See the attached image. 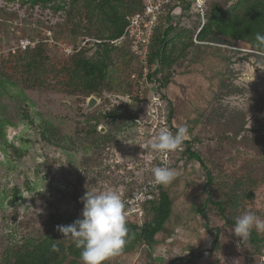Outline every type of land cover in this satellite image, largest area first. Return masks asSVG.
<instances>
[{
	"label": "rangeland",
	"instance_id": "obj_1",
	"mask_svg": "<svg viewBox=\"0 0 264 264\" xmlns=\"http://www.w3.org/2000/svg\"><path fill=\"white\" fill-rule=\"evenodd\" d=\"M65 1V9L54 12L22 0H0V264L24 250L27 239L58 233L54 218L62 216L65 226L81 219L86 190H113L122 197L134 176L148 179L157 167L149 141L170 104L150 95L140 98L139 62L126 49L111 52L107 79L94 93L76 78L72 55L63 45L79 47L83 36L107 38L114 28L103 0ZM222 1L182 2L175 12L179 25L170 34L168 56L175 62L168 66L164 95L180 112V125L192 135L190 148L206 168L185 158L186 172L178 164L182 186H174V194L169 189L175 213L187 209V221L168 222L164 244L153 248L130 233L123 252L104 264H264V248L256 249L249 238L242 242L231 231L244 212L264 220V52L242 41L195 49V36L189 46L211 6ZM113 3L120 16L128 13L127 0ZM160 24L164 29L168 21ZM91 96L98 104L87 110ZM207 171L210 195L225 210L210 206L209 225L220 228L216 246L211 244L215 231L206 232L196 211L208 196L195 192L206 183ZM17 188L22 198L13 207ZM253 231L264 244V231ZM193 234L199 242L191 255L175 241L189 246ZM183 256L184 262L176 260Z\"/></svg>",
	"mask_w": 264,
	"mask_h": 264
},
{
	"label": "trees",
	"instance_id": "obj_2",
	"mask_svg": "<svg viewBox=\"0 0 264 264\" xmlns=\"http://www.w3.org/2000/svg\"><path fill=\"white\" fill-rule=\"evenodd\" d=\"M103 1V5L111 11L110 20L112 18L114 28L113 31L107 38H91L97 39L100 42L91 40V43L87 47H84L82 50L71 56L73 73H75L74 76L76 78L83 79L84 84H87V86L90 87V91L92 93H94L96 89H98V86L104 83L107 79L108 70L112 62L111 52L114 48H119L121 50L126 49L129 51L127 43L117 45L116 40L123 35L129 22V18L141 8V2L139 0H127L129 11L126 15L120 16L118 12L119 7L113 3V0ZM231 2L233 3L230 4ZM22 3H29L31 6L40 5L43 8H49L54 12L64 10L66 6L65 0H22ZM121 5H124V0H121ZM179 5L180 4L175 5L173 8H176ZM100 8V10H102L103 7ZM185 8H189V5ZM172 18L173 17L168 14L162 19L164 21L167 20L168 24L164 29L161 24H159L156 29V35L152 45L151 59L152 61L159 62V69L155 72V76L161 83V88L163 89L169 86L167 84L169 81V77H167L169 72L167 70L168 66H171L173 62H175L170 61L168 56L169 44L172 41L170 34L175 31L176 27L179 25L177 24L175 26ZM183 32H185V30H182V33ZM258 33L264 35V0H223L221 3H215L211 6L210 10L206 14V20L200 26L199 31L197 33L192 32V39L190 40L189 46H194L193 36H195L196 40L199 42L196 47H194L195 49L202 46L217 49L222 47H218L213 43L232 45L234 42L242 41L248 43L252 47H255V50L264 52V48L258 47V41L256 40ZM85 38L89 37L83 36L81 39L83 40ZM92 48H95L94 55L90 58L85 56L92 50ZM183 55L184 54L182 53V56ZM225 60L228 62V57ZM28 66L31 65L28 64ZM166 98L169 100V97L166 96ZM172 102V100H169L171 107L168 112V121L171 124L173 134H175L178 126L180 125L181 117L180 112L177 111V109L175 110ZM191 140L192 135L189 134V137L184 141L181 147L182 150H177L173 155L172 160L174 162H172V168H176L180 162L184 161L185 158H188V160L199 162L201 166L206 169L200 155L195 151H192L190 148ZM156 163V166H160L158 162ZM206 175L207 181L204 184L203 191L207 192L208 196L203 200L202 204H199L196 211L205 221L206 232H211L212 230L215 231V237L211 244L212 246H216L219 242L220 228L215 227L212 229L209 225V215L211 213L210 206L214 208L217 207L221 213H225V210L223 202L215 201L212 195H210L209 186L212 182V177L208 171ZM137 176H139V174L131 179L133 185L121 197L124 204L126 199L132 195L138 186L136 179ZM150 178H152V176L148 179ZM142 180H145V178L143 179L142 177ZM21 198L22 195L17 188L10 200V205L13 207L17 206ZM174 209L175 203L173 197L164 186L160 185L157 189L155 198L144 205V214L140 220L136 217H126V221L128 222L127 227L129 230L126 238H128L130 233H135L137 238H139V240L149 248H153L155 244H164V242H162V240H164V231L169 220H171L173 216ZM64 222V218L62 216H58L53 219L52 223L56 226H65ZM232 225H234V223H232ZM181 238L183 239V236ZM249 241L258 250H261L264 247L262 242L263 239H258V234L253 230L249 236ZM198 242V239H193V241L188 243L190 247L189 253L191 255L194 254V249ZM175 244L185 247V245H183L180 241H175ZM53 245H55L59 251H53ZM24 246V250L19 251L13 260L7 259L3 264H68L67 261L70 256H72L73 259L69 261V264H77L76 259H80V250L73 245H67V243L63 240L62 233L59 231L56 234L53 233L46 236L44 239H27ZM212 250L210 251V256L213 254ZM185 258L187 257L183 256L182 258H177L176 260L184 262ZM214 259V261L218 262L216 258Z\"/></svg>",
	"mask_w": 264,
	"mask_h": 264
},
{
	"label": "clouds",
	"instance_id": "obj_3",
	"mask_svg": "<svg viewBox=\"0 0 264 264\" xmlns=\"http://www.w3.org/2000/svg\"><path fill=\"white\" fill-rule=\"evenodd\" d=\"M258 47L264 48V35L257 34ZM189 137L186 125H179L175 134L161 127L155 139L149 141V149L157 155L169 153L182 147ZM154 183L168 187L176 180L178 173L169 166H157L151 169ZM81 200L84 204L82 218L72 224L57 226L64 238L70 239L80 250L81 264H104V262L123 252L127 243L128 227L125 204L118 192L86 190ZM255 229L264 231V220L252 212H244L235 217L232 232L242 242L247 240ZM53 251L59 249L53 245Z\"/></svg>",
	"mask_w": 264,
	"mask_h": 264
},
{
	"label": "built area",
	"instance_id": "obj_4",
	"mask_svg": "<svg viewBox=\"0 0 264 264\" xmlns=\"http://www.w3.org/2000/svg\"><path fill=\"white\" fill-rule=\"evenodd\" d=\"M141 2L140 10L136 11L130 18L129 22L124 30L123 35L116 40L118 44H128L129 52L135 56L139 62L140 74L137 77V94L144 100V96L150 95L152 101H160L164 99V89L161 88V83L155 76V72L159 69V62L152 61V45L156 35V29L159 26L161 19L165 18L168 14L173 18V22L176 20V8L175 5L181 4L182 2H189L190 0H139ZM198 7L201 8V4L197 2ZM173 8V9H172ZM94 40L100 42L97 39L85 38L82 40L79 47L74 45H63V51L66 55L71 56L76 52H79L88 45V42ZM26 47V44H22ZM163 97V98H162ZM165 110V108L163 109ZM155 126L166 127L172 132L171 124L168 121V114L157 118ZM182 150V148L178 149ZM177 150L157 155L155 152L151 154V159L156 160L160 166H172V157ZM182 163V162H180ZM141 177L137 176V188L125 202L126 217L140 218L144 214V205L155 198L157 189L160 185L154 183L153 177L150 179L142 180ZM237 244H240L237 242ZM264 248V247H263ZM264 252V249H263Z\"/></svg>",
	"mask_w": 264,
	"mask_h": 264
},
{
	"label": "crops",
	"instance_id": "obj_5",
	"mask_svg": "<svg viewBox=\"0 0 264 264\" xmlns=\"http://www.w3.org/2000/svg\"><path fill=\"white\" fill-rule=\"evenodd\" d=\"M176 110V109H175ZM176 112V111H175ZM182 118V117H181ZM181 121V120H180ZM183 162V161H182ZM185 166V164L184 163H182V167H181V169L182 170H185L186 168L184 167ZM175 168V167H174ZM178 168V170H177V173H178V171L180 170L179 169V165L178 166H176V168L175 169H177ZM185 172H186V170H185ZM192 172V171H191ZM179 175V174H178ZM195 178V177H194ZM182 184H183V177H180V179H178V176H177V178H176V180L175 181H173V183L172 184H170L168 187H165L168 191H169V193H170V188H171V191L173 192V194H174V190H176V188H173L174 186H176V185H180V186H182ZM191 184L192 185H194L193 184V181L191 182ZM190 184V185H191ZM191 185V186H192ZM173 188V189H172ZM196 193L198 194V195H202L201 194V191H203L204 190V184H202L200 187L198 186H196ZM181 191V190H180ZM184 193V192H183ZM171 196H172V194H170ZM184 196L187 198V196L184 194ZM174 199V198H173ZM203 200H204V198H203ZM200 201H201V199H200ZM202 202V201H201ZM174 203H176L175 202V200H174ZM198 203V202H197ZM199 206V203L196 205V209H197V207ZM187 212V209L185 210H182L181 212H179V214L177 215V213H175V209H174V212H173V216H172V218H171V220H169V222L170 223H174V222H176V220L178 221V220H180L181 219V223L183 222V223H185L186 221H187V219H186V217H184V216H186V213ZM184 217V218H183ZM180 218V219H179ZM171 225V224H170ZM197 236L195 235V234H193L192 235V239H191V241H193V239H197L196 238ZM208 239V238H207ZM184 245H186V243H184ZM182 247V246H181ZM184 249H190V247L189 246H185V247H183Z\"/></svg>",
	"mask_w": 264,
	"mask_h": 264
},
{
	"label": "water",
	"instance_id": "obj_6",
	"mask_svg": "<svg viewBox=\"0 0 264 264\" xmlns=\"http://www.w3.org/2000/svg\"><path fill=\"white\" fill-rule=\"evenodd\" d=\"M97 104H98V100L96 99V97L91 96L88 103H87L86 109L90 110V109L94 108Z\"/></svg>",
	"mask_w": 264,
	"mask_h": 264
}]
</instances>
